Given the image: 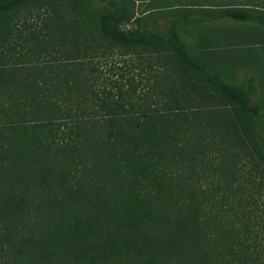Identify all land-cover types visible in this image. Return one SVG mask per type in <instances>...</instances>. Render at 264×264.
Instances as JSON below:
<instances>
[{
  "label": "trees",
  "instance_id": "obj_1",
  "mask_svg": "<svg viewBox=\"0 0 264 264\" xmlns=\"http://www.w3.org/2000/svg\"><path fill=\"white\" fill-rule=\"evenodd\" d=\"M101 1L106 44L65 15L44 39L0 34V264H264V169L190 119L198 84L155 48L166 41L203 68L176 20L125 29L127 6ZM219 16L264 27L238 9ZM210 80L244 105L255 93Z\"/></svg>",
  "mask_w": 264,
  "mask_h": 264
},
{
  "label": "rangeland",
  "instance_id": "obj_2",
  "mask_svg": "<svg viewBox=\"0 0 264 264\" xmlns=\"http://www.w3.org/2000/svg\"><path fill=\"white\" fill-rule=\"evenodd\" d=\"M121 1L133 14L131 19L121 23L122 28L142 27L160 32L168 19L176 20L178 39L192 60L202 64L203 68L189 63L166 41L155 48L166 57L173 76L184 73L198 84L199 95H189L186 100L185 106L194 112L190 119L209 123L211 129L217 127L216 135L212 134L216 140L218 135L225 136L246 147L254 161L264 169V27L253 18L219 16L223 10L238 9L251 16L264 17V0ZM106 11V3L101 0H18L0 7V34L15 26L22 33L10 39L12 42L44 39L45 36L39 34L45 32L43 27L50 26V20L65 15L73 26L88 32L95 45L106 44L99 32L101 16ZM102 64L105 61L102 60ZM210 77L243 90L248 89L251 81L255 93L249 95L248 104L244 105L237 95ZM196 108L202 113L197 114ZM4 181L5 177H2L0 190ZM30 183L35 188L36 180L31 179ZM17 185L24 188L21 183ZM36 206L28 205L33 210Z\"/></svg>",
  "mask_w": 264,
  "mask_h": 264
}]
</instances>
